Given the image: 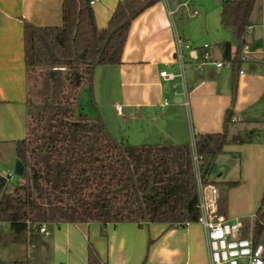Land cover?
<instances>
[{
    "label": "crops",
    "instance_id": "0c3cea01",
    "mask_svg": "<svg viewBox=\"0 0 264 264\" xmlns=\"http://www.w3.org/2000/svg\"><path fill=\"white\" fill-rule=\"evenodd\" d=\"M120 1L95 0L91 4L99 28L108 25ZM222 2L159 0L145 9L131 23L121 63L96 67V106H89V100L85 109L92 116L98 110L118 140L134 144L189 143L192 148L195 134L222 132L226 112L231 110L233 118L227 125V134L244 141L223 147L214 160L213 170L219 171L217 178L210 177L217 182L222 200L220 213L226 219L242 218L245 233H249L264 195L263 13L256 21L252 12L245 41L240 43L232 30L221 23ZM62 3L63 0H0L3 174L15 168V141L27 133L29 82L24 22L40 27L61 25ZM178 34L191 42L193 50H184V78L165 80L160 75L162 70L179 71ZM225 42L231 43L233 54L239 53V69L226 61ZM204 47L209 48L211 59L197 69L196 57L201 56ZM219 61L223 63L221 67L214 64ZM184 91L188 93L189 106L181 100ZM165 100L169 104L165 105ZM247 125L250 129L255 126L257 133L249 134ZM232 126L235 128L230 133ZM251 136L254 139L249 141ZM235 180L239 184L231 188L221 183ZM46 228V232L29 231L23 235L20 244L25 249L20 250L21 260L30 258V264H90V241L103 260L101 264H210L205 231L198 222L186 226L164 222L108 224L105 235L99 223H47Z\"/></svg>",
    "mask_w": 264,
    "mask_h": 264
},
{
    "label": "trees",
    "instance_id": "16d2710c",
    "mask_svg": "<svg viewBox=\"0 0 264 264\" xmlns=\"http://www.w3.org/2000/svg\"><path fill=\"white\" fill-rule=\"evenodd\" d=\"M157 1L121 0L105 28L97 26L90 0H63L61 25L40 27L24 22L28 82L31 72L40 68L47 69L48 76L38 92L41 100L27 104L26 136L15 141L16 157L25 166L23 182L6 193L7 180L0 174V222L9 224L14 242L29 231L39 233L47 223H99L105 235L108 224L186 226L197 222L198 188L191 145L118 140L98 110L92 116L78 100L81 86L87 85L88 105L96 106V67L121 63L132 21ZM256 1L222 2L221 23L240 43L245 41ZM223 47L226 61L239 69V53H232L230 42ZM61 68L66 71L64 81L57 77ZM236 90L235 82L232 104ZM232 118L233 112L227 110L222 132L195 134L205 184H217L210 176L223 147L244 141L237 135L229 138L227 125ZM221 183L231 188L239 181ZM263 232L264 195L252 228L255 242H260ZM88 262L103 263L90 241ZM1 264H30V258Z\"/></svg>",
    "mask_w": 264,
    "mask_h": 264
},
{
    "label": "built area",
    "instance_id": "2783aa9c",
    "mask_svg": "<svg viewBox=\"0 0 264 264\" xmlns=\"http://www.w3.org/2000/svg\"><path fill=\"white\" fill-rule=\"evenodd\" d=\"M95 0H90L94 3ZM200 57H196V68L200 69L203 65L210 62L211 54L208 47L202 48ZM184 50H193L191 42L180 34L177 35V73L164 69L160 72L165 80H174L177 77L184 78ZM242 59H245L242 56ZM217 67L223 65L222 62L214 63ZM242 72V71H241ZM183 104L189 106L190 100L186 91L181 95ZM164 104H169L165 100ZM120 108V106H117ZM192 147V146H191ZM193 159L196 169L197 188H198V210L199 217L197 222L204 228L210 264H264V246L261 242H255L252 230L245 233V224L242 218L226 219L219 209V190L214 184H205L201 179L199 165L202 157L196 153L195 141H193ZM2 176L8 181L11 172ZM187 223L186 225H189ZM46 224L40 228L41 232H46Z\"/></svg>",
    "mask_w": 264,
    "mask_h": 264
},
{
    "label": "rangeland",
    "instance_id": "374dc122",
    "mask_svg": "<svg viewBox=\"0 0 264 264\" xmlns=\"http://www.w3.org/2000/svg\"><path fill=\"white\" fill-rule=\"evenodd\" d=\"M253 12L256 15V21H258V20L260 21V19L262 17V13H263V24H264V0H257L256 1ZM258 23H261V22H258ZM61 69H62V71H58L59 73H57V77L64 81L66 71L64 70V68H61ZM47 76H48L47 69H45V68H40L36 72L35 71L31 72V78H30V83H29V97H28L29 103L35 104L41 100V96L39 95L38 92H39V90L43 89L44 79ZM78 98H79L78 99L79 103L82 104V107H86L88 101L90 100V95L88 92L87 85L81 86L79 93H78ZM83 110L85 111L86 109L83 108ZM256 126L258 128L260 125L259 126L256 125ZM246 127H248V129H250L249 125H247ZM234 128H235V126L231 127L230 133H232V131H234ZM254 128H255V126H252V128L248 131L249 134L257 133V132H255L256 128L255 129ZM11 171H12L11 172L12 175L9 178V180L7 181L6 187H5L6 193L12 192L15 186L22 183V179H23L22 176H19L15 173L14 167L12 168ZM218 173H219L218 169L213 170L211 177L216 179ZM262 199H263V194L261 196L260 204H261ZM260 204H259V206H260ZM221 205H222V200H221L220 195H219V208L220 209H221ZM251 223H252V221H249L248 226H250ZM248 226H247V228H248ZM260 242L264 246V232L260 236ZM24 249H25V246L20 244V242H18V244H17V242L13 241V234H12V231L9 227V224L7 222L1 221L0 222V264H1V262H9L10 263V262H13L16 260H21L22 258L20 256V254H21V251H24Z\"/></svg>",
    "mask_w": 264,
    "mask_h": 264
},
{
    "label": "water",
    "instance_id": "95a60500",
    "mask_svg": "<svg viewBox=\"0 0 264 264\" xmlns=\"http://www.w3.org/2000/svg\"><path fill=\"white\" fill-rule=\"evenodd\" d=\"M89 1V0H88ZM181 100H183L182 96H181ZM25 172V166L24 164L21 162V160L16 159V163H15V173L19 176H23Z\"/></svg>",
    "mask_w": 264,
    "mask_h": 264
}]
</instances>
